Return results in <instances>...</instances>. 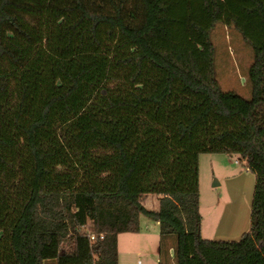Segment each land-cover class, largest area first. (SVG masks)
<instances>
[{"label": "trees", "instance_id": "obj_1", "mask_svg": "<svg viewBox=\"0 0 264 264\" xmlns=\"http://www.w3.org/2000/svg\"><path fill=\"white\" fill-rule=\"evenodd\" d=\"M218 22L250 98L220 85ZM203 154L255 175L238 240L202 235ZM142 214L175 264H264V0H0V264H118Z\"/></svg>", "mask_w": 264, "mask_h": 264}, {"label": "rangeland", "instance_id": "obj_2", "mask_svg": "<svg viewBox=\"0 0 264 264\" xmlns=\"http://www.w3.org/2000/svg\"><path fill=\"white\" fill-rule=\"evenodd\" d=\"M212 39L216 47L217 77L222 89L233 90L250 98L251 83L248 73L254 59L252 46L243 39L236 29L221 22H218L213 29ZM226 158L227 156L223 154H203L200 158L202 235L205 238L213 239L212 232L209 230L212 229L216 233L218 229V235L225 237L224 240H238L242 236V234L240 235L242 225L251 221L255 175L246 169L244 163H234L231 158L232 162L229 164L226 162ZM228 164L232 168L225 171L227 177L225 176L224 183L214 186V183L219 181V177L214 175L222 176L224 166H228ZM229 196L234 201L233 208L226 207L224 218H221L220 215L218 218L213 213L216 200H219V212L221 213L224 206L222 200L226 202ZM155 197L156 199H154ZM142 202L149 208H156L158 197L155 195L143 196ZM149 219H151L150 216L141 215L140 234L128 232L127 235L125 233L121 235L119 245L121 264H138L139 260L142 262L147 260L148 249L145 240L148 236L150 240L153 237L154 246L163 244L167 248L170 243L175 242V236L162 239L160 236L158 237L156 233L160 231V228H156L155 222L149 221ZM85 229L90 231L88 227Z\"/></svg>", "mask_w": 264, "mask_h": 264}, {"label": "crops", "instance_id": "obj_3", "mask_svg": "<svg viewBox=\"0 0 264 264\" xmlns=\"http://www.w3.org/2000/svg\"><path fill=\"white\" fill-rule=\"evenodd\" d=\"M227 156V158H226V162L227 163H231L232 161H231V158L234 160L233 162L234 163H237V164H239L238 162H237V160L239 159L238 158V156H229V155H226ZM221 164H223V163H221ZM229 164H228V166H224V171L222 172V176H220V175H214V176H218L219 177V181L218 182H215L214 183V186H219V185H222L223 183H224V178H225V176H226V174H225V171H227L228 169H231L232 168V166H229ZM229 167V168H228ZM231 167V168H230ZM227 177V176H226ZM230 181V180H229ZM201 182V181H200ZM200 193H201V183H200ZM253 193H254V190H253ZM143 196H147V195H143ZM253 197V196H252ZM154 199H156V197L154 198ZM219 199V198H218ZM253 199V198H252ZM200 201H201V198H200ZM218 201L219 200H216V207H215V210L213 211V213L219 218V215H220V217L221 218H224V216H225V214H226V207H228V208H233L232 206H233V204H234V201H233V199H232V197L231 196H229V198L226 200V202L224 201V200H222V202L224 203V206L222 207L223 209H222V211H221V213L219 212V203H218ZM146 207H147V205L146 204H144ZM217 205H218V207H217ZM251 206H252V202H251ZM148 209H153V210H155V211H158L159 210V208H158V206L156 207V208H149V207H147ZM200 210H201V202H200ZM219 212V213H218ZM214 215V216H215ZM214 219H215V217H213ZM250 218H251V214H250ZM230 220V219H229ZM149 221H154L155 222V227L156 228H160V223H159V221H157L156 219H149ZM230 222V221H229ZM229 222H228V224H229ZM246 222H247V219H246ZM250 224H251V221H248L247 223H246V225L244 224V225H242V227H241V233H240V235L242 234L243 235V233H245L246 231H248L249 229H250ZM142 228V227H141ZM160 230V229H159ZM209 232H212L211 234L213 235V239H226L225 237H223V236H221V235H218L219 234V230L217 229V232L215 233L212 229L211 230H209ZM126 233H128V232H125V235H127ZM129 233H138V234H140L141 233V229H140V231L139 232H129ZM123 233H120L119 234V236H118V250H119V245H120V240H121V235H122ZM124 235V234H123ZM156 235L159 237L160 236V231L158 232V233H156ZM211 235V236H212ZM221 236V237H220ZM149 237V236H148ZM146 238V240H145V242H146V248L148 249L147 251H148V255H147V260L145 261V262H142L141 260H139L138 261V264H160V246H154L153 244H154V241H153V237H152V240H150L149 238ZM211 239V238H210ZM150 243V244H149ZM173 243V242H172ZM172 243H170V248H169V259L167 260V262H166V264H175V259H174V251H173V247H172ZM153 245V246H152ZM149 246V247H148ZM140 252V251H139ZM118 264H121V259H120V250H119V260H118Z\"/></svg>", "mask_w": 264, "mask_h": 264}, {"label": "built area", "instance_id": "obj_4", "mask_svg": "<svg viewBox=\"0 0 264 264\" xmlns=\"http://www.w3.org/2000/svg\"><path fill=\"white\" fill-rule=\"evenodd\" d=\"M237 162L239 163V160H237ZM91 238L94 239L95 238V235H91Z\"/></svg>", "mask_w": 264, "mask_h": 264}]
</instances>
